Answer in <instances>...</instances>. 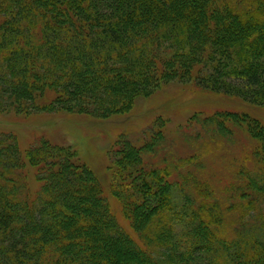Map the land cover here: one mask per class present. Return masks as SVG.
Wrapping results in <instances>:
<instances>
[{"label": "trees", "instance_id": "obj_1", "mask_svg": "<svg viewBox=\"0 0 264 264\" xmlns=\"http://www.w3.org/2000/svg\"><path fill=\"white\" fill-rule=\"evenodd\" d=\"M0 18V111L108 118L163 81L196 76L199 88L264 105V0H0ZM193 122L197 140L242 131L250 148L238 154L234 202L185 177L202 201L188 216L175 211L172 172L144 162L165 127L141 147L125 134L116 141L112 193L150 251L123 230L101 180L71 146L41 136L23 153L15 135L0 132V264H264V125L234 112ZM23 155L42 183L35 198ZM253 210L260 236L244 229Z\"/></svg>", "mask_w": 264, "mask_h": 264}, {"label": "rangeland", "instance_id": "obj_2", "mask_svg": "<svg viewBox=\"0 0 264 264\" xmlns=\"http://www.w3.org/2000/svg\"><path fill=\"white\" fill-rule=\"evenodd\" d=\"M201 68L204 70L205 66L202 65ZM195 75L193 73V76ZM196 77L192 80L163 81L150 96L138 97L129 112L108 118L66 111H42L29 115L19 114L11 109L0 111V132L15 135L23 153L41 136L55 144L71 146L77 154L78 162L86 164L101 180L104 195L123 230L140 247L150 251L146 240L134 230L126 218L121 201L112 193V183L119 180L121 172L113 151L119 136L125 134L135 145L141 147L156 133L159 126L165 127L162 145L158 144L159 147L155 151L144 152V162L147 167H166L172 172L170 179L176 183L175 211L178 215L188 216L186 211L191 208L189 204L192 202L194 210L202 201L188 186L185 177L193 179L195 174L201 181H209L219 200L234 202L235 198L229 201L228 198L233 195V182L238 179L234 171L238 154L240 157L247 156L246 151L250 148L249 141L242 131L236 132L232 139L217 137L197 140V134L200 135L201 132L193 118H203L217 112H234L248 114L264 125V105L251 103L222 91L199 88L195 83ZM52 96L48 94V100H51ZM208 136H212L211 131L208 135L203 133L201 137ZM200 153L204 158L195 159L194 156ZM23 156L26 161L23 171L30 197L35 198L42 183L37 179L36 168L31 166L25 155ZM247 166L251 168V162H247ZM215 199L217 200L214 197L210 201L214 202ZM206 203L208 204V200ZM251 213L244 229L250 236H260L263 233L262 218L258 217L257 210ZM219 231L223 236H229L232 229L222 226Z\"/></svg>", "mask_w": 264, "mask_h": 264}]
</instances>
